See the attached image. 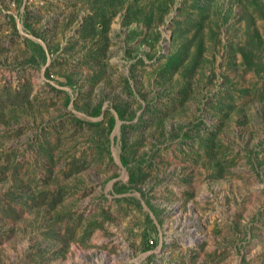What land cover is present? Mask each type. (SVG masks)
<instances>
[{"label": "rangeland", "instance_id": "1", "mask_svg": "<svg viewBox=\"0 0 264 264\" xmlns=\"http://www.w3.org/2000/svg\"><path fill=\"white\" fill-rule=\"evenodd\" d=\"M0 264H264V0H0Z\"/></svg>", "mask_w": 264, "mask_h": 264}, {"label": "trees", "instance_id": "2", "mask_svg": "<svg viewBox=\"0 0 264 264\" xmlns=\"http://www.w3.org/2000/svg\"><path fill=\"white\" fill-rule=\"evenodd\" d=\"M28 41L30 43H32L33 45H35L36 47H38V50L44 55L45 52H44V49L41 46H38L36 43L32 42L31 40H28ZM100 110H101V107L100 106L97 107V109L95 111V115H100V113H101ZM117 115H118V118L123 119L124 118V112H123V110L118 109L117 110ZM77 121L80 122V120H78V119H77ZM115 123H116V118L114 116H112L111 119H110V122H109L110 129H113L114 128ZM86 124L89 125L90 123H86ZM125 190H126L125 187H122L120 189L119 188L116 189L117 192H123Z\"/></svg>", "mask_w": 264, "mask_h": 264}, {"label": "built area", "instance_id": "3", "mask_svg": "<svg viewBox=\"0 0 264 264\" xmlns=\"http://www.w3.org/2000/svg\"><path fill=\"white\" fill-rule=\"evenodd\" d=\"M149 243H150V245H153L154 244V241L153 240H150Z\"/></svg>", "mask_w": 264, "mask_h": 264}]
</instances>
